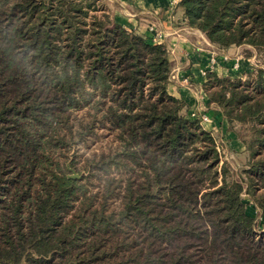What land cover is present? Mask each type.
<instances>
[{"label":"trees","instance_id":"1","mask_svg":"<svg viewBox=\"0 0 264 264\" xmlns=\"http://www.w3.org/2000/svg\"><path fill=\"white\" fill-rule=\"evenodd\" d=\"M99 1L0 0V264H264V68L205 74L209 102L248 125L237 181L168 92L165 44ZM176 7L218 48L264 47V0ZM97 127L117 146L68 178Z\"/></svg>","mask_w":264,"mask_h":264},{"label":"crops","instance_id":"2","mask_svg":"<svg viewBox=\"0 0 264 264\" xmlns=\"http://www.w3.org/2000/svg\"><path fill=\"white\" fill-rule=\"evenodd\" d=\"M109 1V0H104ZM115 4L111 9L114 22L143 34L148 38L156 35L150 30L155 26L160 38L156 42L164 43L172 63L168 92L181 98L185 103L186 114L203 113L209 116L211 128L223 131L227 124L221 109L209 102L203 91L205 76L202 70L211 66L215 59L213 71L222 76L240 77L252 69L250 60L241 56L239 66H233V60L239 54V46L221 49L211 44L204 33L189 27L179 7H170L168 0H110ZM234 53V54H233ZM228 148L241 151L235 134L228 135ZM223 143L224 141L221 140Z\"/></svg>","mask_w":264,"mask_h":264},{"label":"rangeland","instance_id":"3","mask_svg":"<svg viewBox=\"0 0 264 264\" xmlns=\"http://www.w3.org/2000/svg\"><path fill=\"white\" fill-rule=\"evenodd\" d=\"M99 2L100 5L102 4V7L105 8V10L110 14L111 9L115 8V4L110 0L107 2L101 0ZM238 49L239 55H241L242 58H248L250 60V62L252 63V68H264V47L254 48L249 45H241L238 47ZM85 111L86 110L79 111L76 117L81 119ZM184 115L193 119L190 114H186V110H184ZM75 125L78 126V122H76ZM202 125L205 129L211 131L216 143L219 144L221 161H225L230 165L231 172L229 174V177L239 181V171H241L242 168L249 162V155L246 146L241 141V136L247 135V122L244 119L233 120L231 122L227 120V124L225 125V128H223V131H215L214 128H211V122L202 123ZM95 132V134H89L88 136L84 137V141L75 142L72 148L69 150V156H73V158H75L76 160L75 165L71 166L69 164V161L71 159H69V161L67 162V166H69L78 174L85 173V164H87V159H91L93 157L98 158L101 154H105L109 151L114 150L118 144V139L116 138L115 132L108 130L105 127H97ZM230 133L235 134L240 148L242 149L241 151H235L234 149L228 148V146H230V140L228 137ZM221 140L224 142L222 143ZM90 164H92V161L90 162ZM68 172L69 174H71L70 170H68ZM99 180L100 179L97 177H91V188L93 190H96V188L100 186ZM242 195L246 194L242 193ZM250 208L251 207H248V210ZM254 212L255 211L253 210L252 214L255 217V229L258 233H260L264 231V216Z\"/></svg>","mask_w":264,"mask_h":264},{"label":"built area","instance_id":"4","mask_svg":"<svg viewBox=\"0 0 264 264\" xmlns=\"http://www.w3.org/2000/svg\"><path fill=\"white\" fill-rule=\"evenodd\" d=\"M180 1H181V0H168V4L170 5V7H176V6H178V4L180 3ZM150 30L152 31L153 34L156 35L155 37L151 38V40H152L153 42H156V38H157V37L160 38V33H156L157 30H156L155 26H153V25L150 26ZM240 60H241V55L238 54V55H236V56L234 57V60H233V66H234L235 68H237V67L239 66ZM214 62H215V59H214V58H211V66L208 68V70L213 71L212 69H213V64H214ZM208 70H202V71H201L202 75L205 76V74H206V72H207ZM190 115H191V117H193V119H198V120L200 121V123H206V122H209V116H208L205 112H203V113L191 112ZM217 144H218V143H217ZM218 146H219V144H218ZM218 148H219V147H218Z\"/></svg>","mask_w":264,"mask_h":264},{"label":"water","instance_id":"5","mask_svg":"<svg viewBox=\"0 0 264 264\" xmlns=\"http://www.w3.org/2000/svg\"><path fill=\"white\" fill-rule=\"evenodd\" d=\"M68 170L71 171V174H68V178H72V179H78L80 178V174L76 173L73 169H71L69 166H67Z\"/></svg>","mask_w":264,"mask_h":264}]
</instances>
